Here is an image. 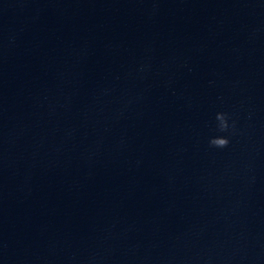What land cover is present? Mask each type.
Returning a JSON list of instances; mask_svg holds the SVG:
<instances>
[{"label": "clouds", "instance_id": "clouds-1", "mask_svg": "<svg viewBox=\"0 0 264 264\" xmlns=\"http://www.w3.org/2000/svg\"><path fill=\"white\" fill-rule=\"evenodd\" d=\"M215 132L208 139L209 149L224 150L231 144V139L237 134V122L228 112H217L215 114Z\"/></svg>", "mask_w": 264, "mask_h": 264}]
</instances>
